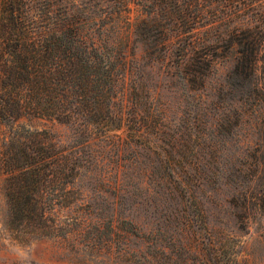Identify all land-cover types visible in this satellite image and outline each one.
Listing matches in <instances>:
<instances>
[{"label": "trees", "instance_id": "16d2710c", "mask_svg": "<svg viewBox=\"0 0 264 264\" xmlns=\"http://www.w3.org/2000/svg\"><path fill=\"white\" fill-rule=\"evenodd\" d=\"M69 1L0 0V171L6 228L22 242L104 232L110 247L122 204L139 190L152 219L138 228L149 240L154 243L156 232L180 226L185 240L197 242L193 246L206 264H225L220 241L236 234L210 224L194 192L211 183L228 185L225 202L236 209L229 213L235 226L240 223L236 230L252 212L264 215V74L263 82L256 79L259 61L264 70V22L197 21L196 11L210 0H141L146 15L132 22V0H80L92 6L87 11L79 8V0ZM83 12L124 18L146 54L172 60L170 76L179 77L189 91L206 85L216 57H229L223 86L238 93L233 104L220 109L207 124L209 131L199 134L191 121L179 131L169 127L151 105L124 116L118 95L128 76L126 53L119 42L92 36ZM101 29L104 35L107 29ZM251 98L250 116L261 142L230 153L226 143L245 122ZM30 116L52 118L71 132L63 137L30 128L21 122ZM122 126L123 136L115 133ZM222 178H232L231 184ZM130 179L137 182L132 190ZM84 180L89 185L81 184ZM118 221L132 233L138 230L133 218ZM206 222L210 233L203 252L194 228ZM91 240L94 236L87 245H94Z\"/></svg>", "mask_w": 264, "mask_h": 264}, {"label": "rangeland", "instance_id": "374dc122", "mask_svg": "<svg viewBox=\"0 0 264 264\" xmlns=\"http://www.w3.org/2000/svg\"><path fill=\"white\" fill-rule=\"evenodd\" d=\"M69 2L73 3L75 0ZM78 6L84 11L92 8L89 3L81 1ZM119 6L120 4L111 6L109 9L112 11L108 10L116 11ZM129 8L131 22L139 16H145L147 12L146 8L141 7V0H132ZM86 13L83 12L82 17L89 18L86 23L88 32L95 37L100 34L102 38L119 42V46L126 53L128 76L121 83L118 95L123 111L126 112L124 116L130 118L138 108L144 112L151 105L169 127L179 131L182 125L191 121L195 125L194 132L199 134L209 131L207 124L218 116L220 109L233 104V96L238 93L233 94L229 88L223 86L225 75L231 67L232 61L229 57H216L206 85L200 90L189 91L184 88L179 77L170 76L173 71L172 60L159 61L155 57L156 53L152 56L146 54L133 32L132 25L129 26L124 18L116 19L110 14L99 17V13ZM196 15V20L201 23L264 22V0H238L234 3L229 0H210L208 3L203 1ZM103 25L107 29L104 35L101 34ZM154 34L156 38L159 36L158 31H154ZM263 71V64L259 61L256 71L259 82H263ZM252 101L253 98L249 99L248 105H245V122L235 129L234 139L226 143L230 153L236 154L240 149L255 147L256 143L261 142V132L254 127L255 120L250 116ZM21 122L33 129H49L63 137L71 132L68 125L48 117L30 116L23 118ZM115 133L125 135V126L115 130ZM191 160L193 162L194 159ZM207 161L210 162V159ZM213 163L212 159L210 165ZM243 179L242 177V181ZM130 181L129 187L132 190L137 182L134 179ZM222 181L230 185L232 178H222ZM235 181H240V178ZM3 184L4 174L0 171V264H206L205 257L199 255L193 246L197 242L192 243V238L185 240L180 226L172 232L168 229L169 232H156L154 235L157 241L154 243L148 239L142 228L152 218L149 209L142 203L143 198L139 195L142 192L139 190L122 204L124 209L117 219V229L111 237L110 247L105 246L108 235L104 232H90L85 238L84 235H73L66 239L49 237L17 241L5 226L7 212ZM81 184L89 185L85 180ZM230 191L228 185L211 183L195 188L194 195L196 201L202 202V208H206L203 217L208 216L210 224H214L227 235L232 232L236 234L233 240L223 236L220 241V252L226 257L225 264H264V215L261 212H252L247 223L236 230L240 223L235 226L232 216L229 215L236 209L225 202ZM120 218H133L138 224L136 228H142L132 233L128 225L118 221ZM194 231L198 245L203 247L201 250L204 252L210 233L207 222L194 228ZM92 236L94 241L91 242L94 245H87V240ZM155 253L157 257H151Z\"/></svg>", "mask_w": 264, "mask_h": 264}]
</instances>
